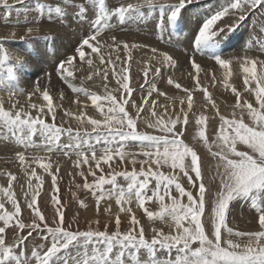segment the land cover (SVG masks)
<instances>
[{"label": "snow or ice", "instance_id": "6c2138e0", "mask_svg": "<svg viewBox=\"0 0 264 264\" xmlns=\"http://www.w3.org/2000/svg\"><path fill=\"white\" fill-rule=\"evenodd\" d=\"M16 2L24 4L25 0H16ZM58 2L61 6L55 7V13L62 15L56 19H66L68 10H71L77 20L88 23L90 27L94 26L92 34L75 49V52L83 60L85 58L83 46L91 47L90 40L99 37L102 27H110L108 23L110 17H118L119 21L124 23L128 18H142L143 8L150 11L158 9L159 21L156 24V29L165 33L175 30L178 23H183L182 13L189 5L199 4L201 0H178V3L167 5L157 3V0H143V3H128L126 7H116L114 13L105 10L106 0H100L99 12L96 11L97 0H88L87 4L81 2L79 5L76 0H58ZM0 5H4L6 8L12 7L8 0H0ZM37 5L44 7L39 4V0H37ZM258 7L264 8V0H225L222 4L218 2L207 14L201 16L195 27L189 21L188 47L193 52V56L189 57L191 69H195L199 73L201 66L196 62L194 55L197 52L206 53L215 65H219L220 69L224 70L223 75L226 82L232 75L230 65L234 58L226 57V52L221 48V45L245 22L251 14V10ZM225 17H228L232 22L223 25ZM51 19L53 17L49 13V20ZM37 22V18L28 21L29 24ZM36 31H38L36 28H27L29 34ZM20 39L23 41L25 37ZM115 40L116 38L113 37L114 42ZM127 49L128 45L125 44V52ZM259 50L264 52V44L260 46ZM96 51L97 48L92 47V52ZM156 51V49H152L153 53ZM47 55L48 53L39 46L34 49L25 48L24 55L18 58L15 71H23L24 68L32 66L30 61L33 60L36 62V68L39 69L40 63ZM160 55L166 66L176 64V61L167 53L161 52ZM4 59H7L6 53ZM243 59L244 64H241L240 67L246 74L244 88L248 93L255 95L257 106L247 100L242 101L239 92L233 89L236 94L235 107L241 109V116L239 119L235 118V115L232 119H227L217 112L220 127L213 130L215 139L211 134L206 136L203 127L206 123L205 117L201 115L196 120V125L200 126L199 139L208 148L211 157L216 160L215 172L211 174L214 187L206 186L204 182L203 158L193 147L185 144L181 138L186 135L185 129L181 125L189 123L186 112L183 121L177 117L167 121L157 118L155 124L149 122L148 127L157 129L159 134L137 131L136 120L129 114V111L134 109L135 114L139 116L144 104L137 103L130 98L133 96L134 90L127 82L129 79L127 75L117 80L123 90L119 98L111 94L105 97L109 107L104 121L89 119L88 123L92 125V130L91 132L85 130L83 135L79 130L73 135L71 128L46 123L40 116L33 117L24 111H8L0 106V133H3L5 140L11 137L18 144L23 145L27 151L40 147L33 139L39 134L42 138L41 145L47 146L48 153L61 151L64 156H69L74 152L78 158L77 167H79V158L81 157L84 158V163H88L86 152L90 151L91 158L96 162L97 169L101 174L97 177L96 172L91 169L87 174L78 173L84 178V182L82 185L76 184L77 189L82 187L84 190L90 191L93 196H96L99 191L97 204L101 199L110 198L113 195L117 197V204L130 203L134 193L135 199L142 209L145 208L146 201H151L155 197L160 204L159 212L154 213L145 209L147 217L150 220L168 217L174 223L176 231V234L172 235L154 230V236L148 240L145 238L144 229L141 228L137 236L135 226L140 222L135 215L130 220L133 227L124 232L120 230L119 217L116 218V231L111 233L107 231V226L104 231L72 230L70 224L65 226L64 204L57 195L52 196L57 207L51 221L53 226H50L42 211L38 207H34L37 205L38 192L31 197L28 204V207L33 210L32 222L25 223L21 219V206L11 193L14 177L9 173L8 187L0 189V192L7 197L8 203L14 210H4V203H0V264H128L125 258L126 251L133 253L132 264H142L140 257L145 253L147 258L143 260V264H264V59L259 60V72L255 69L256 59L250 57ZM71 62L72 57L69 56L67 63ZM101 62L108 63L103 57H101ZM87 63L91 65L92 60L89 59ZM245 65H252V67ZM54 70L61 79L68 83V87L73 92H84L85 95L90 96L93 104L101 100L100 96L89 94L83 88L76 87L68 81L67 77H71L73 73L67 72V76L64 75L63 62L54 66ZM127 71L126 67L124 72ZM7 74L9 78L19 81V77L14 74L13 67L7 68ZM155 74L157 78L163 79L161 68L157 67ZM107 75L105 72V79H107ZM113 75L115 76L116 73L114 72ZM145 76H147V71H145ZM192 79L196 80L197 77L192 76ZM213 81L215 82V76H213ZM252 82H255L254 87L249 86ZM148 83L151 85L148 95L151 96L152 92L156 91V86L153 81ZM173 83L175 82L172 79L168 80V84ZM176 87L179 88L180 85L176 84ZM196 87H200L199 80H197ZM36 90L40 91L39 87ZM139 90L143 93V85ZM200 90L205 99L211 103L207 89L200 88ZM186 92L188 100L191 101L192 92L188 90ZM157 94L164 95L160 92ZM43 99L48 101V114L55 119L56 113L53 110L52 99L47 89L43 90ZM149 102L155 104L154 100ZM212 106L215 107V104L213 103ZM31 107L37 106L32 105ZM96 107L99 109L100 105L96 104ZM188 107L191 109L192 104L189 103ZM245 111L247 119L251 121L250 124L245 122ZM155 115L156 113L153 112V116ZM65 134L68 136V143L61 144V137ZM210 140L211 143H209ZM130 142L140 149L139 153L124 150ZM101 144L103 145L100 148L102 155L98 157L97 146ZM213 145H215L216 151H213ZM238 145H245L246 149L241 150ZM113 155L120 158V163L115 165V168H119L122 163H131L133 171L131 173L127 170L116 171L114 168L107 173L106 177L100 167V162L103 161L107 164L113 159ZM137 155L145 157L139 161V172L135 170V165L138 163ZM17 156L20 164L24 165L25 153L19 152ZM129 156L131 159L126 161L125 158ZM169 162L173 171L169 174L160 172L159 169L169 165ZM145 165H148L147 169ZM152 165L156 166L155 170ZM40 166L45 171L49 167L45 164ZM25 174L27 175V172ZM49 175L52 176L53 190L58 191L56 176L52 173ZM89 175L95 178L91 183L87 178ZM139 176H142L143 179L138 180ZM31 177H36L37 181H40L35 169L31 171L29 181ZM117 177H123L130 181L127 184V191L117 184ZM150 177L155 180V186L152 189V194L147 195ZM184 178L187 179L191 190H186L182 182ZM106 184L111 185V188L105 190L104 185ZM29 186H31L30 183ZM173 188L175 193L172 192ZM176 194L180 198H186L187 203H183ZM72 195L75 197L76 193L74 192ZM165 197L169 202H165ZM240 200L248 201L250 206L254 207L258 215L259 230L234 231L232 227L228 226L231 208L235 207ZM128 211L131 212V209L129 208ZM56 217L59 219L57 220ZM202 217H205L203 221ZM209 221L210 227L206 230ZM18 230L20 235H17ZM25 230H27V236L23 234ZM9 232L12 233L14 242H10L6 238ZM34 233L43 234L45 243H37L29 257L25 248L28 238L32 237ZM49 240L50 246H47ZM45 248L46 250H44ZM89 249H91V253H89ZM73 250H75V254H73ZM114 250L116 251L114 252ZM172 250H175L176 253L174 259L171 258ZM41 251H43L42 255ZM113 255L114 258H112ZM164 255L169 258H158Z\"/></svg>", "mask_w": 264, "mask_h": 264}, {"label": "rangeland", "instance_id": "374dc122", "mask_svg": "<svg viewBox=\"0 0 264 264\" xmlns=\"http://www.w3.org/2000/svg\"><path fill=\"white\" fill-rule=\"evenodd\" d=\"M81 2L87 4L88 0H76L78 5ZM218 2L222 4L225 0H201L199 4L189 5L182 13L184 22L178 23L175 30L165 33H161L156 29V24L159 21L158 9L150 11L143 8L144 15L142 18H128L124 23H121L118 17H110L108 21L110 27H102L99 37L90 40L91 47L88 45L83 46L82 50L85 52V58L81 60L75 49L92 34L94 26L90 27L88 23L77 20L71 10H68L66 19H56V17L62 15L55 13V7L61 6L58 0H39V4L44 5V7H39L37 0H25L24 4H19L16 0H8V3L12 5L11 8L0 5V106L8 111H24L33 117L40 116L46 123L71 128L73 135L77 130L83 135L85 130L88 132L92 130V125L88 123L89 119L104 121L109 107L105 97L111 94L119 98L123 90L117 80L127 75L129 77L127 82L134 90V94L130 98L137 103L144 104L139 116L135 114L134 109L129 111V114L136 120L137 131L154 135L159 134L157 129L148 127L149 122L155 124L157 118L167 121L177 117L183 121L186 112L189 123L181 125L186 132V135L181 138L185 144L193 147L198 155L203 158L204 182L206 186L214 187L211 174L215 172L216 160L211 157L208 148L199 139L200 126L196 125V120L203 115L206 120L203 126L206 136L211 134L212 138L215 139L213 130L220 127L217 112L227 119H232L234 115L235 118L239 119L241 116V109L235 107L236 94L233 89L239 92L242 101L247 100L257 106L255 95L245 91L244 78L246 74L240 65L244 64V57L256 59L255 69L259 72V60L264 59V52L259 50L260 46L264 44V8L258 7L251 10V14L245 22L221 45V48L226 52L225 56L234 58L230 65L232 75L228 77L226 82L223 75L224 70L220 69L219 65H215L206 53L197 52L194 55L196 62L201 66L199 73L195 69H191L189 57L193 56V52L188 47L189 27L187 28V26H189V21L195 27L199 18L207 14ZM128 3H143V0H106L104 7L106 11L114 13L116 7H126ZM157 3L167 5L178 3V0H157ZM99 10L100 0H97L96 11L99 12ZM49 13L53 17L51 20H49ZM33 18H37L38 22L29 24L28 21ZM231 22L228 17H225L223 25ZM253 25L256 27V31L251 40L248 41L244 31ZM28 27L36 28L38 31L29 34L27 32ZM21 37H25V39L22 41ZM113 37L116 38L115 42ZM125 44L128 45L127 52L124 50ZM133 45H136V47H133ZM36 46L48 53L40 63L39 69L36 68V62L33 60L30 61L32 66L24 68L23 71H15L18 58L24 55V49H34ZM92 47H96L97 51L92 52ZM153 48L157 50L155 53L152 52ZM161 52L170 55L176 61V64L166 66L163 57L160 55ZM5 53L7 59H4ZM69 56L72 57L70 64L67 63ZM101 57L108 63H102ZM89 59L92 60L91 65L87 63ZM60 62L64 63L65 76H67V72L73 73L71 77H67L68 81L76 87L83 88L89 94L101 97V100L96 102L100 105L99 109H97L96 104H93L89 95H85L84 92H73L68 87V83L60 78V75L54 70V66H58ZM245 66L252 67V65ZM8 67L14 68V74L19 77L18 82L9 78L7 74ZM126 67L128 71L124 72ZM157 67L161 68L163 79L157 78L155 74ZM145 71H147V76H145ZM105 72L108 74L107 79L104 77ZM114 72L116 73L115 76L113 75ZM192 76H196L197 79H192ZM213 76H215V82ZM169 79H172L175 83L168 84ZM197 80L200 82L199 88L196 87ZM149 81H153L156 86V91H153L151 96L148 95L151 87ZM105 84H107V87H105ZM176 84H179L180 87L177 88ZM141 85H143V93L139 90ZM249 86L254 87L255 82H252ZM37 87L40 91L36 90ZM200 88L207 89L211 97V103L205 99ZM45 89H47L52 99L53 110L56 113L55 119L48 114V101L43 99V90ZM186 90L192 92L191 101L188 100ZM158 92L164 93V95H158ZM145 97H147V100H145ZM152 100L155 101V104L149 102ZM189 103L192 104L191 109L188 107ZM213 103L215 107L212 106ZM32 105L37 107L33 108ZM153 112L156 113L155 116H153ZM244 117L245 122L250 124L251 121L247 119L246 111ZM9 138L5 140L3 133H0V189L8 187V174L11 173L14 177L11 193L21 206V219L25 223L32 222L33 210L28 207V204L31 197L38 192L37 205L34 207H38L42 211L50 226H53L51 221L55 216L57 207L52 200V196L57 195L64 204L65 226L70 224L72 230L104 231L105 226H107V231L111 233L116 231V218L119 217L120 230L124 232L133 227L130 220L135 215L140 222L139 225L135 226L137 236L141 228L144 229L145 238L148 240L154 236V230L162 231L165 234H176L175 225L170 218H153L150 220L147 217L145 209L154 213L159 212L160 204L155 197L151 201H146L145 208L142 209L136 201L134 193L130 203L117 204V197L113 195L111 198L101 199L100 203L97 204L99 191H97L96 196H93L90 191L84 190L82 187L77 189L76 184L82 185L84 182V178L78 173L84 172L87 174L89 169L100 172L97 169L96 162L91 158L90 151L86 152L88 163H84V158L81 157L79 158V167H77L78 158L74 152L69 156H64L61 151L48 153L47 146L41 145L42 138L39 134L34 136L33 139L40 147L28 149L27 151L23 145L18 144L11 137ZM9 140H11L10 143ZM64 143H68L66 134L61 137V144ZM209 143H211V140ZM101 147H103L102 144L97 146L98 157L102 155L100 152ZM238 147L241 150L246 149L245 145H238ZM124 150L132 153H139L140 151L131 142ZM216 150L215 145H213V151ZM19 152L25 153L24 165L19 162L17 156ZM36 157H39V159H36ZM125 159L126 161L130 160L131 157ZM143 159L145 157L136 156L138 161L135 165L136 172H139V161ZM118 163H120V158L115 155L107 164L101 161L100 167L103 168V174L107 177V173L112 171ZM41 164L48 165V170L45 171L41 168ZM147 167L148 165H145L146 169ZM152 168L155 170L156 166L152 165ZM33 169L40 177L39 182L36 177H31L29 181ZM115 170H127L131 173L133 165L122 163ZM159 171L165 174L171 173L173 170L170 167V162L169 165L162 166ZM25 172H27V175ZM49 173L56 176L58 191L53 190L52 176ZM180 175L182 176V173ZM96 176L99 175L96 173ZM87 178L90 183L95 179L91 175ZM142 179V176L138 177V180ZM129 182L123 177H117V184L124 187L126 191ZM182 182L186 190H191L186 178ZM29 183L31 186H29ZM150 184H155V180L151 177L149 186ZM110 188L111 185H104L105 190ZM74 192L76 193L75 197L72 195ZM172 192L175 193L174 188ZM151 194L152 192H147V195ZM161 194L163 193L161 192ZM176 195L183 203H187L186 198H180L178 194ZM165 202H169L167 197H165ZM0 203H4V210H14L2 192H0ZM129 208L131 212L128 211ZM56 219L59 218L56 217ZM204 219L205 217H202V221ZM228 226L232 227L234 231L259 230L258 215L254 207L250 206L248 201L240 200L235 207L231 208V214L228 216ZM208 227H210V221L206 225V230ZM23 234L27 236V230ZM17 235H20L19 230ZM6 238L10 242H14L11 232L7 233ZM37 243H45L43 234L37 235L34 233L32 237L28 238L25 252L29 257H31V252ZM47 246H50V240ZM89 253H91V249H89ZM42 254L43 251H41ZM73 254H75V250H73ZM175 254V250H172L171 258L174 259ZM132 255L133 253L126 251L125 258L128 264H132ZM112 258H114V255ZM146 258V253L140 257L142 264ZM158 258L166 259L169 257L164 255Z\"/></svg>", "mask_w": 264, "mask_h": 264}, {"label": "bare ground", "instance_id": "6f19581e", "mask_svg": "<svg viewBox=\"0 0 264 264\" xmlns=\"http://www.w3.org/2000/svg\"><path fill=\"white\" fill-rule=\"evenodd\" d=\"M187 25V24H186ZM189 25V24H188ZM189 26H187V28H188ZM189 29V28H188ZM255 31H256V27L253 25V26H249L248 27V29L246 30V31H244L245 32V36H246V38H247V40L249 41V40H251V38L254 36V34H255ZM179 37V36H178ZM184 41V40H183ZM231 43V42H230ZM235 45H237V44H235ZM195 125V124H194ZM10 139V138H9ZM10 141L11 140H9V143H10ZM11 143H13V142H11ZM28 168V167H27ZM103 169V168H102ZM96 173H97V175H100L101 174V172H97L96 171ZM103 173H104V171H103ZM154 186H155V184H150V186H149V188H148V190H147V192H152V189H154ZM111 198V197H110ZM120 207H121V205H120ZM120 209V208H119ZM110 210V209H109ZM118 210V209H117ZM118 213V212H117ZM119 214V213H118Z\"/></svg>", "mask_w": 264, "mask_h": 264}]
</instances>
